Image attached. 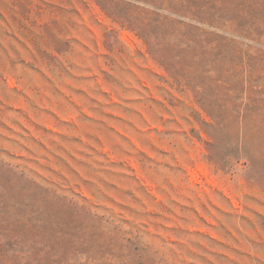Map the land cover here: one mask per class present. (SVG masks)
<instances>
[{
    "label": "rangeland",
    "instance_id": "obj_1",
    "mask_svg": "<svg viewBox=\"0 0 264 264\" xmlns=\"http://www.w3.org/2000/svg\"><path fill=\"white\" fill-rule=\"evenodd\" d=\"M0 264H264V0H0Z\"/></svg>",
    "mask_w": 264,
    "mask_h": 264
}]
</instances>
